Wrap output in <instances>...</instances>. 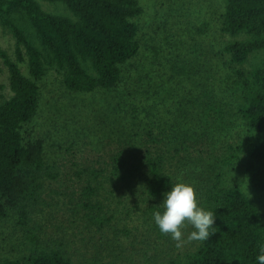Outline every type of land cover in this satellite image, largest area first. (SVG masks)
Returning a JSON list of instances; mask_svg holds the SVG:
<instances>
[{"label": "trees", "instance_id": "16d2710c", "mask_svg": "<svg viewBox=\"0 0 264 264\" xmlns=\"http://www.w3.org/2000/svg\"><path fill=\"white\" fill-rule=\"evenodd\" d=\"M43 2L56 11L46 10ZM143 13L140 0H0V23L16 38L18 57L12 60L0 47L13 92L0 104V221L16 216L23 233V254L0 264H86L68 234L33 225L35 216L53 206L45 197L47 183L61 174L47 159L45 139H27L24 128L39 112V81L47 65L55 66L74 92L118 90L126 83L123 66L141 48L134 19ZM221 31L242 38L223 49L230 71L219 85L184 86L181 108L168 107L163 99L151 102L148 90L142 91L146 97H135L139 103H118L124 113L130 106L131 136L137 139L133 148L100 166L76 171L82 188L78 198V192L72 194L71 211L80 234L92 224L98 232L114 231L108 243L117 249L123 242L115 232L137 237L132 233L142 231L158 257L160 248L175 242L159 232L153 214L162 211L164 194L184 182L195 188L198 205L213 212L212 235L157 264H258L264 213L241 185L226 184L220 169L210 168L213 161L239 166L253 189L264 191V59L244 67L264 50V0H225ZM23 49L30 76L20 66ZM191 231L184 229L185 238ZM143 254L149 257L147 250Z\"/></svg>", "mask_w": 264, "mask_h": 264}, {"label": "rangeland", "instance_id": "374dc122", "mask_svg": "<svg viewBox=\"0 0 264 264\" xmlns=\"http://www.w3.org/2000/svg\"><path fill=\"white\" fill-rule=\"evenodd\" d=\"M140 1L144 13L134 20L139 25L141 48L137 56L123 66L126 83L118 90L74 92L65 87L61 72L47 65L39 81V112L24 128L27 139H45L47 159L57 163L61 174L57 181L47 183L45 197L53 206L45 207L35 216L33 225L48 233L68 234L78 242L77 258L86 264H146L149 259L152 260L149 264H157L167 259L168 254L174 252L176 257V253L183 251L184 248L178 249L175 245L171 248L167 244L160 248L156 257L153 242L144 241L142 231L132 233H138L137 237L115 232L116 238L123 242L117 249L108 243V236L115 238L114 231L106 234L108 230L104 228V233L98 232V225L92 224L88 231L80 234L81 225L75 224L76 218L71 211L72 194L78 192V198L82 188L76 171L100 166L118 151L133 148L137 138L133 141L131 136L134 132L131 109L126 106L125 113L120 111V101L139 103L135 97H146L142 91L148 90L151 102L163 99L168 107L181 108L184 86L198 90L202 86L219 85L227 77L229 57L223 49L229 41L242 38L221 31L225 0ZM43 6L56 11V6L50 3L43 2ZM0 47L12 60H18L17 40L1 23ZM23 51L25 61L20 66L23 73L30 76L28 57L26 50ZM263 59L264 50L252 54L244 67L251 69ZM12 95L10 71L0 56V104ZM216 166L224 174L226 184L241 185L264 213V191H255L239 166L227 167L213 161L210 170L214 173ZM16 219L11 215L0 221V262L6 257L23 254V233L16 227ZM145 250L151 258L143 254Z\"/></svg>", "mask_w": 264, "mask_h": 264}, {"label": "clouds", "instance_id": "9594fccd", "mask_svg": "<svg viewBox=\"0 0 264 264\" xmlns=\"http://www.w3.org/2000/svg\"><path fill=\"white\" fill-rule=\"evenodd\" d=\"M162 211L153 214L155 225L164 236H169L175 246L183 248L185 244L207 241L212 233L216 219L213 212L204 210L198 205L197 193L193 186L184 182L176 183L164 194L160 204ZM191 227L187 237L184 229ZM258 264H264V244L259 245Z\"/></svg>", "mask_w": 264, "mask_h": 264}]
</instances>
